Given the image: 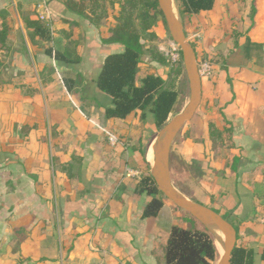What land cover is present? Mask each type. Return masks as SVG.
<instances>
[{"label":"crops","instance_id":"0c3cea01","mask_svg":"<svg viewBox=\"0 0 264 264\" xmlns=\"http://www.w3.org/2000/svg\"><path fill=\"white\" fill-rule=\"evenodd\" d=\"M42 4L52 46L62 51L66 36L78 42V64L60 63L31 46L18 10L35 19ZM239 4L249 9L248 23H235L239 42L248 38L264 51V0H216L212 11L199 15L215 14L212 23L219 31L230 27L227 14L237 12ZM0 10L8 13L11 26L10 51L0 72V264H156L151 252L179 215L164 202L158 216L141 218L146 197L136 193L138 154L128 145L106 143L95 116L87 118L78 109L80 96L110 106L96 80L104 59L123 48L103 45L106 26L66 12L59 0H0ZM186 37L193 41V35ZM227 50L215 52L226 56ZM215 72L211 92L220 97L222 115L217 126L223 118L234 145L226 160H241L235 173L230 164H224V173L214 164L218 199L204 206L237 227L236 245L252 249L253 264H263L264 54H250L249 60L231 54L226 70ZM66 77L80 82L76 94L66 91ZM202 91L201 84V98ZM106 125L131 145L153 126L149 114L137 136L140 123L134 117ZM72 156L81 159L80 178L65 174Z\"/></svg>","mask_w":264,"mask_h":264},{"label":"trees","instance_id":"16d2710c","mask_svg":"<svg viewBox=\"0 0 264 264\" xmlns=\"http://www.w3.org/2000/svg\"><path fill=\"white\" fill-rule=\"evenodd\" d=\"M216 0H173L178 13V19L185 29L186 21L200 13L212 11ZM66 12L83 18L90 25H105L106 30L101 36L103 45H120L123 50L120 53L108 55L102 64L96 80L98 91L108 97L110 106H104L96 99L79 97L78 109L87 118L95 116V124L99 127L104 136V141L109 142L112 135L117 145L131 147L133 153L139 156L137 169L141 175L136 186L138 195H145L146 202L141 213V218H154L158 216L163 203L167 201L157 190L155 182L149 174L150 165L146 161L148 146L142 144L139 137L137 144L131 145L124 136L115 134L107 129V122L125 121L128 117H134L144 125L146 116L152 117V124L156 130H160L166 123L179 95L177 82L183 77L181 54L177 53L179 60L172 62L162 54L157 47L159 40L158 24L162 31L166 32V24L161 11L158 8L157 0H59ZM20 18L24 29L28 33V40L31 46L37 47L55 61L64 64H78L80 62L79 44L69 40L62 51H57L51 44L50 29L48 25L38 18L32 19L28 12H21ZM175 13V12H174ZM254 9L250 11V18L253 17ZM176 15V14H175ZM238 21V20H237ZM236 24L230 34L231 46L224 56L221 52L208 53L199 52L193 41H190L197 59L198 68L206 63L210 66V75L203 77L214 86L216 67L226 70L228 57L231 54H244L246 60L250 54H264L262 45L252 43L248 38L239 42L242 34L238 33ZM232 26V24H231ZM230 26V27H231ZM11 33L8 13L0 10V72L10 51L9 35ZM187 35L186 31H184ZM35 36L37 39H35ZM152 64H156L165 70V78L152 72ZM62 83L69 94H76L75 87L79 81L72 77L62 78ZM1 86V82H0ZM200 108L206 118L205 139L202 141V149L205 155L210 157L213 164L220 155V148L225 145V151L234 149L230 139L232 130L222 118L221 128L217 126V117H222L219 95L202 96ZM216 109V112L213 111ZM183 140L188 141L191 137L184 135ZM227 158V157H226ZM241 157H231L226 160L230 164L231 173H235ZM81 159L72 156L65 171L69 179L80 178ZM207 164V163H206ZM77 167L76 172L74 169ZM213 167V165H212ZM211 169H214L211 168ZM224 173L225 169L222 168ZM169 202V201H168ZM179 215V223L171 227L165 239L160 241L152 250L156 264H212L217 260L218 253L214 241L209 235V230L199 224L190 215L176 208ZM216 213L215 209L211 208ZM226 219L225 217H223ZM237 234V227L234 226ZM239 241V238L236 237ZM253 251L237 244L232 251L231 264H253ZM264 264V250L259 253Z\"/></svg>","mask_w":264,"mask_h":264},{"label":"rangeland","instance_id":"374dc122","mask_svg":"<svg viewBox=\"0 0 264 264\" xmlns=\"http://www.w3.org/2000/svg\"><path fill=\"white\" fill-rule=\"evenodd\" d=\"M237 6L239 8L237 12L230 10L229 14H227V17L231 20L230 22H232V26H227V28L224 29L220 28L219 31L215 30L212 23L215 19V14H201L192 17L190 21H186L184 31H186L189 36L193 35L190 40H193L198 51L204 48L205 51L211 54L216 50H221L226 53V48H229L231 46V42H221H223V39H230V34L234 28L233 24L239 23L240 21H245V24L248 23L247 17L249 14V9L242 4H239ZM174 12L178 17L175 3ZM237 19H240V21H237ZM239 28L240 27H238V30ZM157 29H159V40L157 42L158 50L169 58V56L167 55L171 53L173 44L171 38L168 34V31H162V26L160 23L158 24ZM241 31H243V27H241ZM152 66V72L165 78V70L162 67L156 64H152ZM201 84L203 87L202 96H213L211 92V82L206 81L201 76ZM177 90L179 95L167 120H170L173 116L180 113L188 102V85L184 75L177 82ZM213 111L216 112V109L213 108ZM207 120L208 118H206L199 105L193 119L185 125L172 145L170 152V175L174 187L183 196L190 199L191 201L202 203L203 205H212L214 204V201L218 199V196L216 195L217 191L215 187V178L217 177V172L215 170L217 169L211 168H213L214 164L216 163L220 164V166L223 168L224 164L226 163L228 152L225 151V145H227L226 143L224 147L222 146L220 148L219 159L213 164L210 163V157H207L204 152L205 149H202V141L205 139V128ZM142 131L143 125L140 124L138 128H135V136H137L138 133ZM157 133L158 130L151 126L150 133H147L142 141L144 146H148L146 158L149 163L152 162L150 146L154 142ZM185 134L191 137L188 141H184L182 138ZM221 169L219 167V172H221ZM165 203L167 204L170 212H172L173 214H178V212L170 202L165 201ZM208 232L214 241V245L219 256L222 253L221 236L219 232L214 229H210ZM215 263L216 261L212 264Z\"/></svg>","mask_w":264,"mask_h":264},{"label":"water","instance_id":"95a60500","mask_svg":"<svg viewBox=\"0 0 264 264\" xmlns=\"http://www.w3.org/2000/svg\"><path fill=\"white\" fill-rule=\"evenodd\" d=\"M157 5L165 20L171 41L180 51L184 76L188 85V102L184 109L167 120L158 131L150 146L152 162L149 174L157 190L173 206L190 215L208 230L214 229L221 234V250L215 264H231V254L236 246V232L231 223L201 203L183 196L173 185L170 175V152L172 145L189 123L201 102V77L198 72L195 52L186 37L182 23L176 17L173 0H157Z\"/></svg>","mask_w":264,"mask_h":264},{"label":"built area","instance_id":"2783aa9c","mask_svg":"<svg viewBox=\"0 0 264 264\" xmlns=\"http://www.w3.org/2000/svg\"><path fill=\"white\" fill-rule=\"evenodd\" d=\"M38 8H40V12H38V19L40 21H47L48 17H47V9H46V6L44 4H42L41 6H38ZM177 48L174 44H172V50H171V53H169V58L172 62H176L179 60V55L177 53ZM198 72H199V75L200 77H207L210 75V66L206 63H203L201 64V66L198 68ZM109 143L111 145H115L117 143L116 139L114 136L110 135L109 136Z\"/></svg>","mask_w":264,"mask_h":264},{"label":"bare ground","instance_id":"6f19581e","mask_svg":"<svg viewBox=\"0 0 264 264\" xmlns=\"http://www.w3.org/2000/svg\"><path fill=\"white\" fill-rule=\"evenodd\" d=\"M220 234V233H219ZM220 236H221V234H220Z\"/></svg>","mask_w":264,"mask_h":264}]
</instances>
